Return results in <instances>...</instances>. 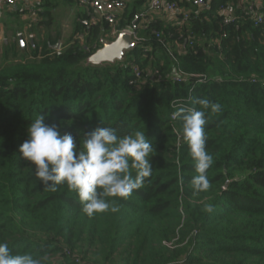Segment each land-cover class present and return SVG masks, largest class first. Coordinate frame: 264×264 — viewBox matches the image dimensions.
I'll list each match as a JSON object with an SVG mask.
<instances>
[{
  "label": "trees",
  "instance_id": "1",
  "mask_svg": "<svg viewBox=\"0 0 264 264\" xmlns=\"http://www.w3.org/2000/svg\"><path fill=\"white\" fill-rule=\"evenodd\" d=\"M41 1L39 23L47 28L53 4ZM140 1L145 8L148 0ZM246 4L210 0L174 26L149 19L137 47L112 64H85L109 26L82 19L59 50L46 40L58 35L38 31L28 53L9 46L14 59L0 64V242L12 254L41 264H264V22L254 26ZM179 70L189 75L176 81ZM183 98L206 113L213 164L202 192L190 183L196 173L179 135L182 120L171 118L179 109L172 101ZM195 98L222 110L202 109ZM39 114L81 148V136L97 128L125 135L145 127L155 149L152 175L128 198H106L108 211L87 215L75 191L49 190L21 158L26 128Z\"/></svg>",
  "mask_w": 264,
  "mask_h": 264
},
{
  "label": "clouds",
  "instance_id": "2",
  "mask_svg": "<svg viewBox=\"0 0 264 264\" xmlns=\"http://www.w3.org/2000/svg\"><path fill=\"white\" fill-rule=\"evenodd\" d=\"M192 102L202 109L210 108L212 113L222 110L219 103L208 99L195 98ZM175 115L182 120L179 135L194 162L196 174L190 181L192 188L196 192L206 191L210 187L206 173L213 164V156L205 147L206 113L195 107H181ZM26 135L19 153L34 166L37 180L51 191L66 184L76 192L82 210L89 216L108 211V197L128 198L152 175L150 157L155 149L145 127L125 135H118L111 126L97 128L81 136V148L72 135H61L57 125L45 123V116L39 114L27 126ZM117 210L111 207V211ZM206 211L211 212L212 206ZM0 264H41V260L28 253L14 255L8 243L0 242Z\"/></svg>",
  "mask_w": 264,
  "mask_h": 264
},
{
  "label": "crops",
  "instance_id": "3",
  "mask_svg": "<svg viewBox=\"0 0 264 264\" xmlns=\"http://www.w3.org/2000/svg\"><path fill=\"white\" fill-rule=\"evenodd\" d=\"M123 1L125 2V6L119 12L118 19H117L118 25H121L123 22L125 23L127 20H129L131 18L130 17L129 19H126L125 18L126 16L124 17V14L126 12L125 10L127 8L135 5V6H137V9L134 12H137V11L143 9L145 6V3L143 1H140V0H123ZM44 2H45V0H43V3ZM51 2L53 4L52 9H51V14H52V17L54 19H55V10L56 9L57 10L66 9V10H68L70 16H72V15L74 16V19H73L74 21L82 19L84 24L92 25V23L90 22L91 9L89 7L79 5L76 0H51ZM258 2L259 1L257 0L256 5ZM18 6H20V5H18ZM72 6H74V7H72ZM22 7H23L24 11L23 12H17V11H14L13 9H11L9 6H7L3 0H0V42H1V44L5 45V46H9L12 44L14 45L15 42L20 44L19 38L16 37V32L23 30L25 32H32L34 35V39H36V34H38V33H36V31L40 32L41 38L43 37V35H46V34L48 37L49 36L54 37L55 35H58L55 43L57 41H59L60 42L59 48H61L62 44L64 43V41L62 42L63 37H62V35H60L61 32L58 31L59 32L58 33L51 28V25L54 23L55 20H53V18H52V24L50 25V27L47 26V28H45L43 24L39 23V21H41L43 19V17H41L39 15V12L42 11V9H44V7L42 6V1L41 0H25L23 2ZM190 9H191L190 0H180L177 8L173 12H168L165 10H159V11L153 12L150 15V19H152L154 22L161 21L166 26H174V25L179 24V23H181V24L184 23L182 21V16L179 17L177 14L179 13L181 15L183 12L190 11ZM32 10L35 11V13H36L37 18L35 21H32V16H31ZM231 12H233V11H231ZM250 12L252 13L253 11L250 10ZM85 14H87L86 18H84ZM64 15H65V13L63 12V16ZM252 16H253V14H252ZM103 24H105V23L100 22L97 25H103ZM33 28H35V29L32 30ZM109 29H110V27H108V29L106 31V39H105V41H108V42H110L109 41L110 38L108 37ZM33 31H35V32H33ZM72 31H73V29L71 30V33H72ZM80 38H82V35L80 36ZM46 40H47L49 47L50 48L52 47L51 49H53V45L55 43L51 44L48 38ZM103 40L104 39H102V41ZM32 42H33V40H32ZM30 44H31L30 41H24V44L23 45L20 44V45L22 46V49H24L28 53L29 52L28 46ZM178 47H179V45H178ZM57 49H53V50H57ZM178 52H181V47L178 48Z\"/></svg>",
  "mask_w": 264,
  "mask_h": 264
},
{
  "label": "built area",
  "instance_id": "4",
  "mask_svg": "<svg viewBox=\"0 0 264 264\" xmlns=\"http://www.w3.org/2000/svg\"><path fill=\"white\" fill-rule=\"evenodd\" d=\"M4 3L9 6L11 9L17 12H23L24 9L22 7L23 2L25 0H3ZM79 5L87 6L91 9L90 14V22L92 25H97L100 22H104L107 24L110 29L108 32L109 41H113L119 33H127L130 38L136 42L141 41L142 38L139 37L138 31L145 26V24L149 21L150 15L153 12L159 10H165L168 12H173L180 0H148L147 6L143 10H139L134 12L129 20H127L123 25L117 24V19L119 12L124 8L125 2L123 0H76ZM210 0H190L191 9L190 11H186L182 13V21L186 22L190 15L198 14L205 10L208 6ZM249 5L246 4L245 8L253 11V25L257 26L260 23L264 22L263 14L255 9V5L257 0H248ZM20 5V6H18ZM224 10V9H222ZM32 21L36 20L35 11H31ZM34 18V19H33ZM229 15H225L224 22L227 23L229 21ZM16 37L22 39L23 41H32L34 39V35L32 32H25L23 30L16 32ZM191 44V41L188 42ZM133 72L137 78L141 77V72L137 66L132 67ZM189 74H186L183 71L178 72L176 74L175 80L181 81V79L185 78ZM133 83V81H130ZM189 98L183 99H174L172 103L175 104L176 108L185 107L186 102ZM188 103V102H187ZM187 108V107H185ZM176 112L171 114V118L175 119Z\"/></svg>",
  "mask_w": 264,
  "mask_h": 264
},
{
  "label": "water",
  "instance_id": "5",
  "mask_svg": "<svg viewBox=\"0 0 264 264\" xmlns=\"http://www.w3.org/2000/svg\"><path fill=\"white\" fill-rule=\"evenodd\" d=\"M21 45L24 44L22 39H19ZM33 44L32 41H30ZM138 45V42L132 40L127 33H119L113 41H102V46L89 55L86 60V65H102L112 64L115 61H122L125 54L134 50ZM60 46V42L57 41L53 45V49H57Z\"/></svg>",
  "mask_w": 264,
  "mask_h": 264
},
{
  "label": "rangeland",
  "instance_id": "6",
  "mask_svg": "<svg viewBox=\"0 0 264 264\" xmlns=\"http://www.w3.org/2000/svg\"><path fill=\"white\" fill-rule=\"evenodd\" d=\"M72 7H74V6H72ZM63 12L65 13L64 16H63ZM73 19H74V16L73 15L70 16L68 10H66V9H59V10L56 9L55 10V19L53 18V20H55V21L51 25V28L56 32H58V31L61 32L60 35H62V37H63L62 42L64 41V43H65V40L67 38H69V36L71 35V30L73 29V23L75 22ZM53 43H55V42H53ZM9 46H5V45L1 44V42H0V64L3 63V61L8 60L10 62L14 59L12 54H10ZM7 50H9V53L6 52ZM57 50H59V48ZM6 53H7V55L5 56Z\"/></svg>",
  "mask_w": 264,
  "mask_h": 264
}]
</instances>
